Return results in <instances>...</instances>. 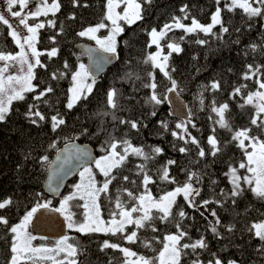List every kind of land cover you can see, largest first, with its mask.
I'll return each mask as SVG.
<instances>
[{
  "label": "trees",
  "instance_id": "1",
  "mask_svg": "<svg viewBox=\"0 0 264 264\" xmlns=\"http://www.w3.org/2000/svg\"><path fill=\"white\" fill-rule=\"evenodd\" d=\"M57 2L60 7L54 14L49 13L47 16L40 15L30 19L31 23L44 24L43 28L38 29L35 46L42 53L39 59L45 67L38 66L34 69L35 79L32 83L38 86L37 92L49 85L53 86L54 94H49L47 99L54 107L37 102L40 111L47 119L40 122L39 126L32 125L25 118L24 113L28 109V104L33 103L32 97L36 93H27L25 101L13 102L6 121L0 123V202L7 198L12 200L11 205L0 209V216L6 217L9 221L7 226L0 225V264H8L11 256L12 234L7 228L18 223L25 211L37 202L51 201L52 207L58 203L57 199L42 190L46 167L55 151L64 143L78 141L90 145L97 158L101 157L105 154L101 151V145L109 138L110 132L116 139L126 137L133 145L143 146L145 151H149L153 146L163 149V152L147 165L149 175L154 181L148 185L147 192L154 199H159L177 184L182 185L187 180L189 172L200 174L199 183L192 181L193 186L201 190L200 195L196 197L197 206L189 208L182 196L177 197L174 217L181 207L187 213L182 221V227L187 231L188 236L183 238L181 243H191L201 236L205 238L208 248L197 250L203 264H207L208 260L212 259L211 253H216L223 264H227L229 260H235L237 264H264V251H257L262 242L255 237L254 230L249 231L253 223L264 221V201L256 199L250 191H245L238 197L235 205L231 199L224 200L220 195L221 189L228 191L231 188L224 175L228 166L236 167L238 174L242 176L246 169H239V164L245 160V157L237 142L232 141V132L214 124V120L218 117L211 111L213 102L216 106L227 103L229 107L225 116L233 131L250 127L252 135H260L261 139H264V135H261L256 126L250 123L256 114L253 105L240 107L250 91H257L256 80L259 78L264 81V27H261L264 25V19L256 17L249 20L239 8L230 12L225 8V0H221L219 5L223 9L221 18L224 25L229 28V32L224 33L222 39L200 32L190 34L183 41H179V37L184 35V32L182 29H175L161 41V55L168 54L169 49L166 45L171 40L180 42L183 49L179 54L172 53L168 63L170 69H175L171 75L182 89L179 96L186 102L188 113L189 111L192 113L195 127L188 124V132L200 142L199 147L206 152L204 158H198L199 148L196 145L185 144L183 140L171 135L172 130L181 132L175 127L181 120L170 115L167 101L155 109L157 113L155 116L150 115L153 108L152 105L145 103V99L151 94V90L142 87L143 83L149 82L147 73L154 72L158 83L157 91L161 96L165 94L167 87H170V83L158 69L153 70L143 61L149 52L157 50L154 45L148 47L150 42L148 33L152 28L160 30L165 23L171 21L173 16L183 17L184 13L180 9L184 5H187L188 18L183 20V23L190 25L191 19L195 17L201 24L208 25L217 7L216 0H152L151 4H143V19L132 25L124 24V31L117 36L119 58L103 75L96 78L88 100L78 103L72 110L64 107L67 102L71 72L76 70L79 63L84 64L85 61L84 56L75 46L79 43H91L77 33L89 26L99 24L104 19L106 0H78L75 6L72 0H57ZM228 2L230 3V0ZM85 4L87 7L84 6ZM49 20L53 21L51 26L48 24ZM104 23L107 24V20H104ZM236 29L240 31L237 32ZM8 31L7 26L0 24V51L14 54L17 45L8 35ZM213 31L219 34L220 26H215ZM51 37L55 39H50ZM197 39H206L208 43L199 45L195 43ZM250 45H256V50L253 51ZM52 48L57 49V54L49 58L47 53ZM65 62L69 65L68 69L64 68ZM248 65H252L253 68L260 66L259 77L243 79L244 73L248 71ZM54 72H64L65 77L52 80L51 76ZM128 72L134 74L133 79H122ZM135 75H139L140 80H135ZM214 80L220 83L219 90L213 91L210 87L202 89V86L210 85ZM241 84L246 85L242 93L231 95L233 89ZM109 88L118 89V107L114 110L115 115L118 118L140 120L139 132L130 130L127 125H120L118 121L113 122L111 116L97 115V113L113 111L106 105V93ZM201 98L203 106H201ZM57 110L64 116L66 124L53 132L50 117ZM261 118H264V114H261ZM161 120L168 121V131L158 123ZM145 124L147 127H144ZM213 128L216 129L215 132ZM85 129L87 132L84 131ZM209 135H215L219 147L222 148L215 157L211 155V146L207 142ZM53 144L54 146L50 147ZM180 147H186L188 152L181 153ZM44 156L48 161L42 163L40 158ZM170 159L176 161L169 166L170 177L174 178L176 183L162 181L157 175V169ZM142 162L141 158L131 157L124 168L114 173L117 179L109 185L108 192L99 195L97 200L100 214L105 221L112 219L113 211H118L115 208L117 196L124 202L126 208L136 203L122 191L123 189H128L134 196H140L145 192L141 184L142 176L136 175V165ZM92 169L95 181L101 185L103 182L100 181L105 179L104 176L95 168ZM123 176H129V180L124 181ZM75 179L76 177L67 183L60 198ZM213 180L216 181L215 184H212ZM132 181L136 183L133 184ZM244 187L248 186L244 185ZM213 199L220 200L221 204L210 203L206 207L200 204V201ZM69 209L74 213L73 220L80 222L84 212L82 200L73 199L69 203ZM213 209L221 221V224L217 225L220 232L218 237L210 231V224L214 222L206 215ZM152 213L157 217L153 221L155 231L151 227L137 229L132 224L125 227V233L117 235L102 232L82 234L75 230H67L68 242L79 248L76 257L78 264H110V262L124 264L125 258L119 249L108 248L101 251V245L105 240L127 247L138 256L155 258L163 248L164 237L175 233L176 227L174 219L162 222L158 219L160 213L157 210ZM228 225L234 226L231 231L228 230ZM132 231L137 232L138 239L135 242L123 239L124 235ZM32 234L36 237L33 241L35 246L55 242L38 237L33 232ZM146 244L150 247H145ZM185 251L188 254L181 257V264H191L196 255L192 254L191 249ZM63 256L64 254L61 253L59 258L62 259Z\"/></svg>",
  "mask_w": 264,
  "mask_h": 264
},
{
  "label": "snow or ice",
  "instance_id": "2",
  "mask_svg": "<svg viewBox=\"0 0 264 264\" xmlns=\"http://www.w3.org/2000/svg\"><path fill=\"white\" fill-rule=\"evenodd\" d=\"M7 4V12L10 13L11 17L18 19V26L10 23L9 19L5 14L0 13V24L7 26L9 29L8 35L12 37L13 41L19 46L20 51L12 53H4L0 51V61L4 62L3 66H0V123H4L10 114L11 106L14 101H25L27 93H36L33 95V103L28 104V109L24 113L25 118L32 124L39 126L40 122L45 121L46 116L40 111L39 103L42 102L49 107H54L50 104L47 96L49 94H54L53 86L49 85L43 90L37 92V85L33 84L32 81L35 79L34 69L36 67H45L39 59L42 55L36 47L35 43L37 41V30L44 27L43 23H37L31 26L27 23L29 17H38L40 15L47 16L49 12L55 13L59 9V4L57 0H52L51 5L47 3V0H38L37 8L35 11H31L27 14H22V11L13 10L14 6L19 5L20 9L23 10L29 0H5ZM73 5H77L78 0H72ZM152 0H106L105 3V15L104 19L95 26H89L86 29L77 33L78 36L84 37L88 36L90 39L94 40L97 48H87L85 51L92 59V53L99 50L105 53V55L92 59V64L97 68H101L104 64L112 63L114 59H118L117 52V36H119L124 28L121 25L123 21L127 25H132L137 21L143 19V4H151ZM221 0H216V10L211 15V23L208 25L201 24L195 17L191 19V24L186 25L182 21L188 18L187 5L181 7L180 11L184 13L183 17L173 16L171 21L165 23L159 31L156 28H152L148 33L150 37V42L148 47L153 45L157 48L156 52H149L143 63L150 65L153 70L158 69L163 77L169 81L170 87H167L166 92L163 96L158 93V83L156 82L154 72H148V83H143L142 87L150 89L151 94L145 99L146 104L152 105L153 111L150 113L151 116H155L156 108L163 104L165 101L170 100L168 93H176L179 96L180 89L177 81L172 77L171 73L175 71L174 68L170 69L168 63L172 53H181L183 49L181 48L180 42L176 40H171L167 43L166 47L169 49L167 55L161 56L162 45L161 41L164 40L168 34L175 29H182L184 35L179 37V41H183L186 36L195 33H204L205 35H211L216 39H222L224 33L229 32V28L224 25L221 18V12L223 9L219 7ZM124 5L123 12H118L117 9ZM87 7V5H84ZM225 8L228 11H232L235 8L243 10V13L247 15L249 20L260 17L264 19V0H225ZM104 20L110 22L111 27L104 23ZM48 24L51 26L53 21L49 20ZM220 26V33L217 34L213 31L214 27ZM19 26H23L26 29L27 35H22L19 30ZM264 27V25H261ZM108 28V35L104 37H99L96 35L101 29ZM239 32V29H236ZM50 39H55L51 37ZM239 41H236L238 43ZM195 43L199 45H206L208 41L206 39H197ZM27 46V50H25ZM253 51L256 50V45H250ZM57 54V49L52 48L51 51L47 53L49 58ZM83 54V53H82ZM195 59V57H194ZM13 64H18L20 66L21 74H7L9 68ZM64 68L68 69L69 65L67 62L64 64ZM248 71L243 75V79L249 80L253 76L259 77L260 66L253 68L252 65L247 66ZM229 71H231L229 69ZM134 74L132 72L126 73L125 77L122 79L132 80ZM65 77L64 72H54L52 73V80H60ZM135 80H140L139 75H135ZM89 81H91L89 83ZM96 83V76L83 63H79L75 71L71 72V82L67 89V102L64 107L67 110H72L78 103L87 101L89 95L93 91V85ZM258 89L255 92H249L247 97L244 99V103L240 105L243 108L245 105H253L256 114L252 117L250 123L259 130L261 135H264V118H261V114H264V81L259 78L256 80ZM210 87L213 91L220 89V83L218 81H212L210 85L202 86V89ZM246 88V85L241 84L233 89L231 95H240L242 90ZM118 89L109 88L106 93V105L109 109L113 110L111 112L105 111L103 113H97V115H102L104 117L111 116L113 122H117L120 125H127L130 130H136L139 132L140 120H129L123 117H117L115 115V109L118 107L117 103ZM201 106H203V99L201 98ZM228 104L224 103L216 106L213 102L211 106V111L215 113L218 119L214 120V124L219 125L220 128L226 129L232 132V141L237 142V146L243 151L245 160L241 161L239 164V169H246L248 174L239 175L238 169L232 165L228 166L227 172L224 173L227 177L231 188L226 191L224 189L220 190V195L223 196L224 200L231 199L232 203L235 205L237 203V198L242 196L245 191H250L253 196L264 201V139H261L260 135H252V129L250 127H245L239 130H232L230 122L226 119L225 113L228 110ZM211 119V117H209ZM161 127L165 130H169L168 121L161 120L158 121ZM66 124L64 116L57 110L54 115L50 117V126L53 132H56L61 126ZM191 124L195 127L192 121V113L189 111L186 119L181 120L176 123V129H180L181 132L176 130L171 131V135L179 140H183L185 144L192 143L199 148L197 153L198 158H204L206 152L203 148L199 147V141L192 137L188 132L187 125ZM144 127H147L145 124ZM87 132V129L84 130ZM103 131V129H101ZM216 129L213 128V132ZM109 138L104 141L101 145V151L105 154L99 158H94L93 162L95 168L104 176V182L101 185H97L95 177L93 174V169L88 167L90 154L86 149H82L74 146L73 154L77 161H80L83 165V170L80 171L81 181L85 179L87 174L88 182L87 184L78 183L74 187L77 191L81 193L80 199L85 200L83 207L85 209V219L84 222L78 223L73 220L74 213L69 211V203L75 198V193L72 195L64 196L60 201V206L58 208L51 209L49 206L51 201H45L43 203L37 202L30 209L25 211L23 217L20 218L19 222L11 225L7 228V231L11 233V245L10 252L11 256L8 260V264H44V262H51V264H78L77 255L79 248L72 243H69V238L63 236L55 242V246L48 247L44 245L34 246L32 241L36 237L32 236L28 232L29 225L33 222L34 216L40 209L55 211L64 216L67 222V227L69 229H75L76 231L87 234V233H111L112 235L125 233V226L132 224L135 225L137 229L151 227L153 231L156 230L153 225V221L157 219L153 215L152 209H156L160 215L158 219L162 222L175 220L176 232L173 234H168L164 237L163 249L159 251L155 258H148L144 256H138L135 252H132L127 247H121L119 244L110 243L105 240L101 245V251L104 249H119V251L124 256V264H181V257L187 255L185 251L191 249L192 254L196 255V258L191 261V264H203L200 260L197 250H204L208 248V244L203 236L191 243H181L183 238L188 236L187 231L182 227V221L186 217L187 213L184 208L181 207L178 212L175 213L174 217V206L177 204V197H183V200L189 208H195L197 206L196 197L200 195V188L194 187L192 181L199 183L200 174L197 172H189L187 180L181 185L177 186L168 191L159 200H154L153 197L147 193L148 185L154 183L153 178L149 175L148 162L155 160L156 156L163 152V149L159 146H153L149 151H145L143 146H135L131 143L129 139L122 138L116 139V137L110 132L108 134ZM247 141V143H246ZM208 144L211 146L210 152L213 157H215L222 148L219 147V142L215 135H209ZM54 146L50 145V147ZM67 149V145H66ZM250 149V150H249ZM179 151L181 153H187L188 149L186 147H180ZM131 157H137L142 159V163L136 165V175L142 176L141 184L145 189V194L140 196H134V194L128 189H123L128 197L136 203H134L130 208H126L125 204L119 196H117L115 202V208L118 211H113L111 213L112 219L109 221H104L100 216V209L97 203V199L101 193H107L109 190V185L117 179V175L114 174L116 171L124 168L129 162ZM41 162H47L48 158L46 156L41 157ZM59 159V157H58ZM70 159L69 156H65L64 162L67 163ZM176 161L168 160L161 168L157 169V175L160 180L168 181L170 183H176L175 179L170 177L169 166L175 164ZM63 169L61 165L60 171ZM53 175L48 177V191L51 193H58L60 182L58 181L53 185ZM124 181L129 180V176H123ZM135 184V181H132ZM216 181L213 180L212 184ZM244 185L248 187L245 188ZM39 195V194H37ZM210 203L221 204L220 200H203L200 201L201 206L206 207ZM12 204L11 198L4 199L0 202V209H5L7 206ZM142 211V215L133 216V213ZM211 215L215 217V222L210 224V231L215 236H220V232L217 229V225L221 224L219 217L215 209L211 211ZM118 217V218H117ZM9 221L6 217L0 216V225L7 226ZM228 230L231 231L234 227L233 225H228ZM254 231V235L262 243L257 251H264V221L259 223H253L249 231ZM128 242H135L138 239L137 232L132 231L130 234L123 236ZM145 247H150L146 244ZM61 253L64 254L63 258H59ZM212 259H209L207 264H223L222 260L216 255V253H211ZM131 257H135V260H131ZM111 264V262H110ZM227 264H237L235 260H229Z\"/></svg>",
  "mask_w": 264,
  "mask_h": 264
},
{
  "label": "water",
  "instance_id": "3",
  "mask_svg": "<svg viewBox=\"0 0 264 264\" xmlns=\"http://www.w3.org/2000/svg\"><path fill=\"white\" fill-rule=\"evenodd\" d=\"M75 47L81 54L83 53L82 55L85 58L84 64L91 69L96 78L103 75L116 60L114 59L112 63L104 64L101 68L97 69L92 64V59H97L105 55V53L97 50L96 52L92 53V59H90V56L85 50L89 47L97 48L96 46H94L92 43H79ZM168 95L170 96V100L167 101L170 108V115L179 120L186 119L188 116L186 102L180 96H177L176 93H168ZM74 146L86 149L90 154L89 163L87 166L93 165V159L97 158L94 149L90 145L80 143L78 141L64 143L58 150H56L46 167V173L42 183V190L54 199L60 197L67 183L74 179L83 169L82 163L77 161L75 155L73 154ZM65 156L70 157L67 163L64 162ZM61 165H63V169L57 171L58 169H61ZM52 174H54L52 180L53 185H55L58 181L60 182L58 193H51L48 191V177ZM49 207L54 209L52 206ZM30 229L36 236L51 240H58L67 233L66 223L61 214L45 209H40L37 212L33 218V222L30 224Z\"/></svg>",
  "mask_w": 264,
  "mask_h": 264
},
{
  "label": "rangeland",
  "instance_id": "4",
  "mask_svg": "<svg viewBox=\"0 0 264 264\" xmlns=\"http://www.w3.org/2000/svg\"><path fill=\"white\" fill-rule=\"evenodd\" d=\"M37 3H38V0H29V3L27 4V6L23 9V10H21L20 9V7H19V5H16V6H14V8H13V10H15V11H22V14H27V13H29V12H31V11H35L36 10V8H37ZM47 3L49 4V5H51V3H52V0H47ZM123 8H124V5L122 4L121 5V7H119L118 9H117V11L118 12H123ZM0 13H3V14H5L6 15V17L9 19V21H10V23H12L13 25H14V27L15 26H18V19L17 18H14V17H11V15H10V13H8L7 12V4H6V2H5V0H0ZM49 13H51V12H49ZM33 17H29V19H28V21H27V23L29 24V25H31V26H34L35 24H37V23H31L30 22V19H32ZM121 23V25H122V27H123V25L125 24L123 21H121L120 22ZM107 25L109 26V28L111 27V24H110V22L109 21H107ZM86 29V28H85ZM19 30H20V32L22 33V35H27V32H26V29H24L23 28V26H19ZM84 30V29H83ZM105 31V33H103ZM157 31H159V30H157ZM37 32H38V30H37ZM96 35L97 36H99V37H104V36H107L108 35V28H105V29H101L99 32H97L96 33ZM84 38H86V39H88L89 41H91V43L94 45V46H96L97 47V45H96V43H95V41L94 40H92V39H90L88 36H84ZM16 44V43H15ZM17 45V44H16ZM35 45H36V43H35ZM36 47V46H35ZM25 50H27V46H25ZM20 51V48H19V46L17 45V51L15 52V53H17V52H19ZM157 51V50H156ZM14 53V54H15ZM161 56H163V55H161ZM3 63L4 62H2V61H0V66H3ZM13 73H16V74H23V73H21L20 72V66L18 65V64H13L10 68H9V70H8V73L7 74H13ZM91 81H89V83H90ZM261 91H264V90H261ZM250 150V149H249ZM99 158V157H98ZM90 167V166H89ZM91 168H95V164H93V166L91 167ZM96 169V168H95ZM83 170V169H82ZM81 170V171H82ZM98 172H99V170L98 169H96ZM80 173V172H79ZM78 173V175H77V177H76V179L74 180V182L73 183H71L68 187H67V189H66V191L63 193V196L59 199H57V202L58 203H56V206L54 207V208H58L59 206H60V201L63 199V197L64 196H68V195H72L73 193H75V198H80V195H81V193L79 192V191H77L76 190V188L74 187L75 185H77L78 183H84V184H87V182H88V178H87V174H86V176H85V179L83 180V181H81V177H80V174ZM100 173V172H99ZM101 174V173H100ZM246 174H248L247 172H245V173H243V175H246ZM102 175V174H101ZM242 175V176H243ZM103 176V175H102ZM97 182V181H96ZM100 182H104V180L103 181H100ZM99 182V183H100ZM97 185H98V182H97ZM148 193V192H147ZM142 194H145V192H143ZM141 194V195H142ZM149 194V193H148ZM74 198V199H75ZM154 199V198H153ZM82 200V202H83V204L85 203V200H83V199H81ZM154 200H159V199H154ZM97 203H98V200H97ZM154 210H156V209H152V211H154ZM69 211L71 212V213H73L70 209H69ZM143 214V212L142 211H140V212H136V213H133V216L135 217V216H138V215H142ZM206 215L209 217V219L212 221V222H215V217H213L212 215H211V213H206ZM62 217H63V219L65 220V218H64V216L63 215H61ZM100 216H101V214H100ZM74 218V217H73ZM102 218V217H101ZM118 218V217H117ZM84 219H85V209H84V212H83V218H82V220L80 221V222H78V223H82V222H84ZM104 220V219H103ZM105 221V220H104ZM107 222V221H106ZM65 223H66V227H67V222L65 221ZM127 226V225H126ZM125 226V227H126ZM67 230H75V229H69L68 227H67ZM76 231V230H75ZM255 231V230H254ZM28 232H30L31 233V235L32 236H34L33 234H32V232H31V230H30V225H29V227H28ZM102 233H104V232H102ZM34 241V240H33ZM33 241H32V244H33ZM57 240H55V242H56ZM55 242H53V243H50V244H48V243H45V244H47V245H44V246H48V247H53V246H55ZM34 245V244H33ZM35 246V245H34ZM37 246H40V245H37ZM163 249V248H162ZM161 249V250H162ZM131 260H135V257H131L130 258ZM157 264H158V262H157Z\"/></svg>",
  "mask_w": 264,
  "mask_h": 264
}]
</instances>
